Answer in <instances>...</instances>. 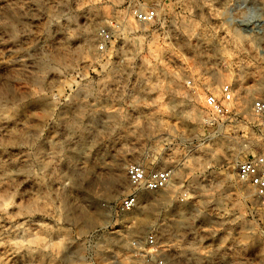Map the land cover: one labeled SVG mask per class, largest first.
Returning <instances> with one entry per match:
<instances>
[{
	"label": "rangeland",
	"instance_id": "1",
	"mask_svg": "<svg viewBox=\"0 0 264 264\" xmlns=\"http://www.w3.org/2000/svg\"><path fill=\"white\" fill-rule=\"evenodd\" d=\"M130 1L0 0V264H142L152 229L167 264H264V202L236 172L264 151V0H150V24ZM224 83L223 117L204 101ZM139 161L174 186L122 212Z\"/></svg>",
	"mask_w": 264,
	"mask_h": 264
},
{
	"label": "built area",
	"instance_id": "2",
	"mask_svg": "<svg viewBox=\"0 0 264 264\" xmlns=\"http://www.w3.org/2000/svg\"><path fill=\"white\" fill-rule=\"evenodd\" d=\"M130 13L140 23L150 24L158 16L156 6L150 0H131ZM100 34L105 39H110L111 34L102 29ZM218 96L210 92L205 96L207 110L218 116H225L230 111L229 105L235 99V91L231 83H224L219 87ZM252 113L258 118L259 125L264 130V98H256L252 102ZM237 177L244 184H248L259 199L264 202V151L254 154L237 165ZM130 192L126 194L120 204L122 212H132L140 206L142 191L163 192L174 186L175 170L173 167H151L143 161L133 162L126 167ZM188 199V189L183 188L179 201ZM133 256L142 264H167V254L170 245L152 229L142 237L131 242Z\"/></svg>",
	"mask_w": 264,
	"mask_h": 264
},
{
	"label": "bare ground",
	"instance_id": "3",
	"mask_svg": "<svg viewBox=\"0 0 264 264\" xmlns=\"http://www.w3.org/2000/svg\"><path fill=\"white\" fill-rule=\"evenodd\" d=\"M236 36V35H235ZM237 37V36H236ZM238 39V38H237Z\"/></svg>",
	"mask_w": 264,
	"mask_h": 264
}]
</instances>
